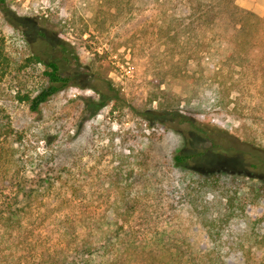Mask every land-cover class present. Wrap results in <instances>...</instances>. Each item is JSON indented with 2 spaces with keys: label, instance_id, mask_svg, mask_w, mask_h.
Instances as JSON below:
<instances>
[{
  "label": "rangeland",
  "instance_id": "374dc122",
  "mask_svg": "<svg viewBox=\"0 0 264 264\" xmlns=\"http://www.w3.org/2000/svg\"><path fill=\"white\" fill-rule=\"evenodd\" d=\"M235 3L264 18V0ZM4 4L0 264H72L90 240L104 249L88 264L119 248L117 264H264V201L226 220L214 245L204 226L224 216L226 189L246 194L263 181L238 157L173 160L204 149L191 148L195 128L179 117L264 147V25L241 36L238 16L211 10L215 23L189 26L184 0ZM49 61L69 82L30 111L16 97L47 86ZM211 175L218 188L202 180Z\"/></svg>",
  "mask_w": 264,
  "mask_h": 264
},
{
  "label": "trees",
  "instance_id": "16d2710c",
  "mask_svg": "<svg viewBox=\"0 0 264 264\" xmlns=\"http://www.w3.org/2000/svg\"><path fill=\"white\" fill-rule=\"evenodd\" d=\"M4 0H0V8H4ZM185 11H189L190 14L186 15L185 18L189 20V26H192L194 22L200 25H209L215 23V19L209 20L208 14L213 11L214 18L220 20L225 16L230 17L236 15L239 18L241 27V36L247 34L246 25L256 28V32H260L261 27L264 25V18H260L248 10H241L240 7L235 3V0H184ZM227 18V17H225ZM36 60L40 61L37 57ZM9 62L4 54L3 45L0 43V78L3 77ZM46 70L43 72L44 76L47 78V86L39 91L36 95L31 97L30 95H17L19 102L27 103L30 111L36 112L39 107L45 103L51 96L59 92L64 88L68 82V77L62 75L59 71L58 64L55 61H49L44 64ZM103 99L99 101L97 106H104L109 100V96L102 97ZM177 119V117L172 116V121ZM188 123L193 128H195V133L189 134V138L186 139L190 143L192 149H194V142L196 140L204 149L193 152L191 154H176L173 157L174 163L176 165H183L189 161L202 158L206 155H211L213 157L224 158V157H238L243 160L248 173L251 174L252 178L259 179L263 181L262 186L259 188L250 187L248 193L244 194L240 191L226 189L224 196L225 202L223 203L224 216L221 217L222 213H219L217 217H213L209 222L205 223L204 226L207 227L208 237L211 242L216 244L218 240L223 235L225 230L226 220L230 217L243 216L247 212L250 206L254 207L264 201V147L256 145L254 142H237L224 137H220L219 132L214 127L205 126H195V124L190 119H185L179 117V120ZM180 120V121H181ZM212 177H202V180L210 181L212 188H218L219 178L217 175H211ZM30 195H28L29 197ZM245 199H249L248 203H244ZM28 206L23 205V215ZM251 207V208H252ZM250 208V210H251ZM9 215L6 218V226L8 228H15V224L20 225L21 221H12V216L16 215V211L10 209L6 211ZM258 220L264 222V217L259 216ZM127 244L133 245L134 239H129L126 241ZM114 245L113 243H109ZM98 249H104L102 245L97 247L93 241H85L78 244L76 248L71 252V263L72 264H88L91 262V257ZM118 254H114L112 259H107L105 264H117V260L123 258L120 253V248ZM208 253L204 254V258H208ZM205 261V263L208 262Z\"/></svg>",
  "mask_w": 264,
  "mask_h": 264
}]
</instances>
